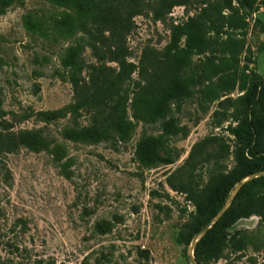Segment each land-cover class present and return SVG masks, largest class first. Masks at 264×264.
Segmentation results:
<instances>
[{"label":"rangeland","instance_id":"obj_1","mask_svg":"<svg viewBox=\"0 0 264 264\" xmlns=\"http://www.w3.org/2000/svg\"><path fill=\"white\" fill-rule=\"evenodd\" d=\"M159 4L0 0V264H264V170L231 131L252 100L264 118V0H187L157 18ZM108 13L127 29L129 98L169 97L147 120L129 99L126 140L81 141L90 113H37L74 102L71 63L85 82L117 68L96 38ZM191 17L206 43L175 73L170 29ZM38 129L39 149H6ZM257 137L264 148V125Z\"/></svg>","mask_w":264,"mask_h":264},{"label":"trees","instance_id":"obj_2","mask_svg":"<svg viewBox=\"0 0 264 264\" xmlns=\"http://www.w3.org/2000/svg\"><path fill=\"white\" fill-rule=\"evenodd\" d=\"M158 1L160 4L156 11L157 18L168 13L173 6L185 5L187 2V0ZM95 25L98 32L96 38L99 39V42L110 43L107 51L111 55V61L118 63L117 68L96 66L94 77L92 79L90 77L89 81L85 82L77 70V64L71 63L68 72L73 88L74 102L55 112H38L37 115H40L42 119H47L45 121H49L66 116L68 113L75 114L79 111H86L92 115L94 123L75 132L78 135L74 137L75 139L87 142L124 141L135 128L134 122L128 119L125 108L131 99L128 96L127 88L134 67L126 60L124 35L127 29L116 20L112 13L100 14ZM170 31V41L165 47V52L168 57L174 58L175 73H177L185 64L188 56L205 45L206 27L198 17H191L187 21L173 25ZM133 95L134 97L131 99L133 100L131 103L134 105L133 117L138 120H147L162 113L169 97L157 99L155 90L149 86L142 87ZM171 95H174V92H171ZM255 103V100L249 102L244 109L242 120L234 128H231V131L241 139L246 153L257 161L259 168L264 170V148L259 144L257 137L264 125V118ZM107 110L113 115L106 113ZM109 127H112V131L106 130ZM41 130L18 131L5 144L6 149L11 150L19 146L39 149L44 145ZM113 130L117 131V135H114ZM139 157L142 160L146 159L141 151H139Z\"/></svg>","mask_w":264,"mask_h":264},{"label":"water","instance_id":"obj_3","mask_svg":"<svg viewBox=\"0 0 264 264\" xmlns=\"http://www.w3.org/2000/svg\"><path fill=\"white\" fill-rule=\"evenodd\" d=\"M225 209H223L222 210V212L224 211ZM220 215V214H219ZM219 215L217 216V217H219ZM210 223L207 225V226H205L200 232H205L209 227H210Z\"/></svg>","mask_w":264,"mask_h":264}]
</instances>
